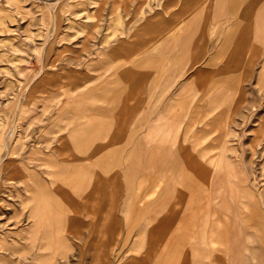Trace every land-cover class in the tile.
Returning <instances> with one entry per match:
<instances>
[{"label":"rangeland","instance_id":"1","mask_svg":"<svg viewBox=\"0 0 264 264\" xmlns=\"http://www.w3.org/2000/svg\"><path fill=\"white\" fill-rule=\"evenodd\" d=\"M0 264H264V0H0Z\"/></svg>","mask_w":264,"mask_h":264},{"label":"crops","instance_id":"2","mask_svg":"<svg viewBox=\"0 0 264 264\" xmlns=\"http://www.w3.org/2000/svg\"><path fill=\"white\" fill-rule=\"evenodd\" d=\"M237 22L234 23L233 27L237 28L238 27ZM187 41L184 43V45L186 46V48H189L190 46H192L191 48H194V45L192 43L191 38L189 36H187ZM192 43V45H191ZM206 56V47H204L203 52L201 53V56H199V53H197V61L203 60ZM141 74V72H140ZM143 77L140 76L138 78H136V81H142ZM187 89V88H185ZM199 89L194 90L193 92V96H195L198 93ZM210 91V89L208 90ZM206 93V91H205ZM125 94V89L124 87L122 88H107L106 94H101L100 97L97 98V101L102 102L101 105L96 106L95 108V112L94 114L98 117L100 116H105V114L107 113V111L111 108H113L118 102L119 100H121V98L123 97V95ZM228 147L226 145L222 146V150L218 151V153H215L213 155L210 156L209 158V163L210 165H212L213 167H219L223 164L227 163V157L225 156L224 152ZM162 179H160V181L156 182L152 187L151 190H149V192H147L144 196H142L139 200L140 204L143 205H147L148 203H151L153 200V197L155 196L156 192L158 191V189H160V187L162 186ZM149 205V204H148ZM77 217V216H76ZM141 229V228H140ZM136 230V232L132 235L134 237L133 239V247L135 249H139V239H141V231ZM213 242L215 240H212ZM109 245L111 247H113L114 245H116V241L114 240V237L112 240H110ZM114 248V247H113ZM112 248V250H114ZM187 252V246L184 244V248H182L181 253L184 256ZM134 260V259H133Z\"/></svg>","mask_w":264,"mask_h":264},{"label":"bare ground","instance_id":"3","mask_svg":"<svg viewBox=\"0 0 264 264\" xmlns=\"http://www.w3.org/2000/svg\"><path fill=\"white\" fill-rule=\"evenodd\" d=\"M24 203H27V199L26 200H24L23 201ZM49 206V205H48ZM42 210V208L40 207V206H38L37 208H35V209H33L32 211H33V216H34V218H35V225H36V223H37V225H42V221H43V219H47V217L45 216V215H43V212L44 211H41ZM42 212V213H41ZM47 222H48V220H47ZM43 246H47V244L46 243H43L42 244ZM57 248V247H56ZM54 248V249H52V253H55V252H57V251H59V248ZM61 249V248H60ZM52 255V254H51Z\"/></svg>","mask_w":264,"mask_h":264}]
</instances>
